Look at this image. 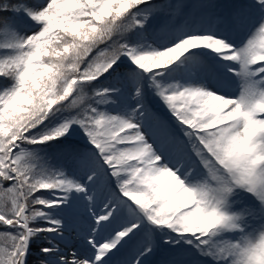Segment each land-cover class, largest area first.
<instances>
[{
	"label": "snow or ice",
	"instance_id": "1",
	"mask_svg": "<svg viewBox=\"0 0 264 264\" xmlns=\"http://www.w3.org/2000/svg\"><path fill=\"white\" fill-rule=\"evenodd\" d=\"M0 264H264V0H0Z\"/></svg>",
	"mask_w": 264,
	"mask_h": 264
},
{
	"label": "rangeland",
	"instance_id": "2",
	"mask_svg": "<svg viewBox=\"0 0 264 264\" xmlns=\"http://www.w3.org/2000/svg\"><path fill=\"white\" fill-rule=\"evenodd\" d=\"M160 2H163V0H160ZM174 2H180V3H184V4H194V3H202V2L215 3V4H226V3L232 2V0H174ZM192 11L193 10H189V12H192ZM203 18H204L205 22H207L208 19L210 18V14H205ZM230 83L232 84V87H230V89H229L230 91H235L236 89H234V88H237V86H240L238 79L235 77L230 81ZM235 84H236V86L234 87ZM238 89H239V87H238ZM70 239L73 242H78L79 238L76 235V228L75 227L71 232Z\"/></svg>",
	"mask_w": 264,
	"mask_h": 264
},
{
	"label": "bare ground",
	"instance_id": "3",
	"mask_svg": "<svg viewBox=\"0 0 264 264\" xmlns=\"http://www.w3.org/2000/svg\"><path fill=\"white\" fill-rule=\"evenodd\" d=\"M180 19V22L176 24L177 28H180L183 25V19L182 18H178ZM236 39H239V37H235ZM71 237V236H70Z\"/></svg>",
	"mask_w": 264,
	"mask_h": 264
}]
</instances>
